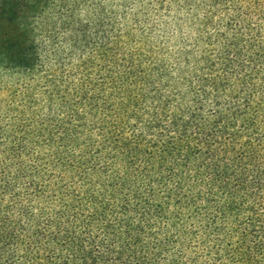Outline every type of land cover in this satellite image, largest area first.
I'll list each match as a JSON object with an SVG mask.
<instances>
[{
  "label": "trees",
  "instance_id": "trees-1",
  "mask_svg": "<svg viewBox=\"0 0 264 264\" xmlns=\"http://www.w3.org/2000/svg\"><path fill=\"white\" fill-rule=\"evenodd\" d=\"M0 264H264V0H0Z\"/></svg>",
  "mask_w": 264,
  "mask_h": 264
},
{
  "label": "rangeland",
  "instance_id": "rangeland-1",
  "mask_svg": "<svg viewBox=\"0 0 264 264\" xmlns=\"http://www.w3.org/2000/svg\"><path fill=\"white\" fill-rule=\"evenodd\" d=\"M176 3H178L180 0H174ZM1 88V87H0ZM4 95L3 93H0V100L4 98Z\"/></svg>",
  "mask_w": 264,
  "mask_h": 264
}]
</instances>
